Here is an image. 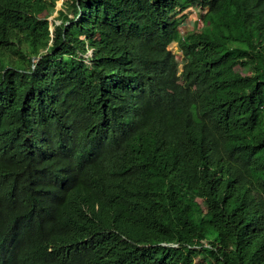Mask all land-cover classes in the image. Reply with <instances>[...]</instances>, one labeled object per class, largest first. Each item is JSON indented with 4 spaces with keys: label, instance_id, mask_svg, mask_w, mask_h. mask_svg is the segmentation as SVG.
<instances>
[{
    "label": "trees",
    "instance_id": "1",
    "mask_svg": "<svg viewBox=\"0 0 264 264\" xmlns=\"http://www.w3.org/2000/svg\"><path fill=\"white\" fill-rule=\"evenodd\" d=\"M56 4L0 0V264H264V0Z\"/></svg>",
    "mask_w": 264,
    "mask_h": 264
},
{
    "label": "rangeland",
    "instance_id": "2",
    "mask_svg": "<svg viewBox=\"0 0 264 264\" xmlns=\"http://www.w3.org/2000/svg\"><path fill=\"white\" fill-rule=\"evenodd\" d=\"M65 0H57V4H56V8L54 11H52L51 13L47 10H42V11H38L39 13V16L41 17H47L50 21L52 22H56V23H61V19L60 17H58L59 15V12L58 10H62L63 9V3H64ZM195 8H190L187 12L186 10V13H184L183 16H179L178 17V20L179 22H183V20H185L183 23H181L180 25V28H179V33L180 34H185L187 32H192V31H199V30H202L203 28V21L201 20V12H197V10ZM66 10L70 13V9L66 7ZM69 16H72V14H69ZM177 45L174 43H172L170 45V48L176 52V50L181 53L182 51L181 50H178ZM23 50L27 53H29V47L27 45L23 46ZM177 57H181L177 54ZM15 59L14 58H11V61H14ZM36 60V59H35ZM237 70L239 72H242V73H245V70L244 68L242 67H237ZM201 201V200H200ZM198 262L200 264H206L204 262V260H200L199 257H198Z\"/></svg>",
    "mask_w": 264,
    "mask_h": 264
},
{
    "label": "clouds",
    "instance_id": "3",
    "mask_svg": "<svg viewBox=\"0 0 264 264\" xmlns=\"http://www.w3.org/2000/svg\"><path fill=\"white\" fill-rule=\"evenodd\" d=\"M190 8H195L196 10H197V12L199 11V12H201V13H205L207 10L206 9H202V8H197V7H189V8H186L185 10H183V11H181L179 14H178V16H181V15H184V13H186V10H187V12H189L188 10L190 9ZM194 9V10H195ZM202 20V19H201ZM51 29H53V28H51ZM183 34V33H182ZM173 44L175 43L177 46V49L178 50H180L179 49V47H178V44H177V42H172ZM171 43V44H172ZM170 44V45H171ZM170 45L168 46V48L172 51V52H174L171 48H170ZM175 54H176V56H177V54L180 56V54L182 55V52L181 53H179L177 50H176V52H174ZM92 53H91V51H88V53H87V55H86V57H88V56H90ZM179 58V57H178Z\"/></svg>",
    "mask_w": 264,
    "mask_h": 264
}]
</instances>
